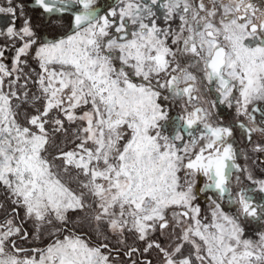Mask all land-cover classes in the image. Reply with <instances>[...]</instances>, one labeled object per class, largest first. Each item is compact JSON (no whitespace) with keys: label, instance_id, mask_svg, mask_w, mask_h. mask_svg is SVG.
<instances>
[{"label":"snow or ice","instance_id":"obj_1","mask_svg":"<svg viewBox=\"0 0 264 264\" xmlns=\"http://www.w3.org/2000/svg\"><path fill=\"white\" fill-rule=\"evenodd\" d=\"M0 17V264H264V0Z\"/></svg>","mask_w":264,"mask_h":264},{"label":"rangeland","instance_id":"obj_2","mask_svg":"<svg viewBox=\"0 0 264 264\" xmlns=\"http://www.w3.org/2000/svg\"><path fill=\"white\" fill-rule=\"evenodd\" d=\"M32 15H33V22H34V23H39L38 15L35 14V13H33ZM5 21H6V17H0V27L3 26V24L5 23ZM229 118H230V117H229ZM236 139H237L238 142H242V146H243L244 142H243V140L241 139L239 132H237V134H236ZM261 159H264V156H262ZM240 162H241V163L244 162V161H243V158L241 159ZM249 164H251V161H249ZM256 174H257V175H260L261 173H260L259 171H257Z\"/></svg>","mask_w":264,"mask_h":264},{"label":"flooded vegetation","instance_id":"obj_3","mask_svg":"<svg viewBox=\"0 0 264 264\" xmlns=\"http://www.w3.org/2000/svg\"><path fill=\"white\" fill-rule=\"evenodd\" d=\"M226 119H230L229 117H227ZM238 142V141H237ZM238 143H240L241 145H242V142H238ZM242 159V158H241Z\"/></svg>","mask_w":264,"mask_h":264}]
</instances>
